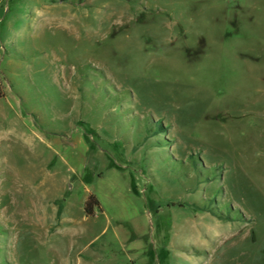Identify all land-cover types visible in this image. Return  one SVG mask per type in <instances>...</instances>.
I'll list each match as a JSON object with an SVG mask.
<instances>
[{
	"label": "rangeland",
	"instance_id": "obj_1",
	"mask_svg": "<svg viewBox=\"0 0 264 264\" xmlns=\"http://www.w3.org/2000/svg\"><path fill=\"white\" fill-rule=\"evenodd\" d=\"M0 91V264H264V0H0Z\"/></svg>",
	"mask_w": 264,
	"mask_h": 264
},
{
	"label": "trees",
	"instance_id": "obj_2",
	"mask_svg": "<svg viewBox=\"0 0 264 264\" xmlns=\"http://www.w3.org/2000/svg\"><path fill=\"white\" fill-rule=\"evenodd\" d=\"M0 96H2V92L0 91ZM99 206V201L95 197L93 193H90L87 197V199L84 202V213L87 216H91L94 214V207ZM60 209L57 210L56 216H59Z\"/></svg>",
	"mask_w": 264,
	"mask_h": 264
}]
</instances>
